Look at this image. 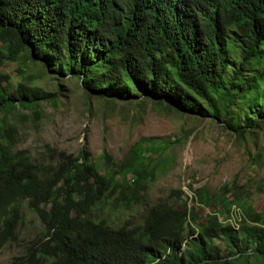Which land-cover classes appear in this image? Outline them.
<instances>
[{
    "label": "trees",
    "instance_id": "obj_1",
    "mask_svg": "<svg viewBox=\"0 0 264 264\" xmlns=\"http://www.w3.org/2000/svg\"><path fill=\"white\" fill-rule=\"evenodd\" d=\"M0 43V63H39L76 78L90 97L209 116L237 137L264 120V0H0ZM4 78L0 249L16 239L27 204L46 233L23 264L264 263V212L233 183L215 195L195 190L193 205L172 190L140 224L117 226L147 204L156 179L147 152L162 147L135 149L121 163L105 154L97 166L86 149L76 156L47 146L36 161L16 149L9 116L56 103L59 93L24 83L6 89ZM234 205L245 215L239 230L220 218ZM204 208L214 209L201 216Z\"/></svg>",
    "mask_w": 264,
    "mask_h": 264
},
{
    "label": "rangeland",
    "instance_id": "obj_2",
    "mask_svg": "<svg viewBox=\"0 0 264 264\" xmlns=\"http://www.w3.org/2000/svg\"><path fill=\"white\" fill-rule=\"evenodd\" d=\"M0 75L7 77L1 83L6 89L24 83L46 93H59L56 103L41 102L37 109L18 107L9 116L17 131L16 149L27 150L36 161L46 157L47 146L76 156L86 149L97 166H103L105 154L121 163L135 149L162 147L155 154L147 152V163L156 169L147 204L116 218L117 226L127 219L140 224L147 210L167 199L172 190L183 191L193 205L195 190L207 187L215 195L231 183L235 190L242 189L245 196L249 195L258 212H264V120L237 137L209 116H182L163 105L141 100L109 102L90 97L76 78L29 60L0 63ZM134 179L131 174L125 178L129 183ZM212 209L199 210L200 215ZM45 233L40 219L25 204L16 239L0 249V264H23L28 249L41 242ZM251 263L256 264L253 259L241 264Z\"/></svg>",
    "mask_w": 264,
    "mask_h": 264
},
{
    "label": "bare ground",
    "instance_id": "obj_3",
    "mask_svg": "<svg viewBox=\"0 0 264 264\" xmlns=\"http://www.w3.org/2000/svg\"><path fill=\"white\" fill-rule=\"evenodd\" d=\"M243 212H244L243 209H241L237 205H234L232 209L230 210V215L226 223L231 225V227H233L235 230H239L241 227V224L243 223L245 219V215Z\"/></svg>",
    "mask_w": 264,
    "mask_h": 264
},
{
    "label": "built area",
    "instance_id": "obj_4",
    "mask_svg": "<svg viewBox=\"0 0 264 264\" xmlns=\"http://www.w3.org/2000/svg\"><path fill=\"white\" fill-rule=\"evenodd\" d=\"M236 226V225H235Z\"/></svg>",
    "mask_w": 264,
    "mask_h": 264
}]
</instances>
